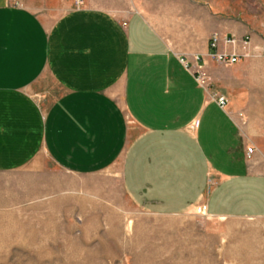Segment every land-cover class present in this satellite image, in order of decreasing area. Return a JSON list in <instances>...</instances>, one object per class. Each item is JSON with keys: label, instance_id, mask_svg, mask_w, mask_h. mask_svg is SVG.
<instances>
[{"label": "crops", "instance_id": "0c3cea01", "mask_svg": "<svg viewBox=\"0 0 264 264\" xmlns=\"http://www.w3.org/2000/svg\"><path fill=\"white\" fill-rule=\"evenodd\" d=\"M76 1L0 0V174L45 158L153 213L264 218V55L208 56L213 34L264 53V0Z\"/></svg>", "mask_w": 264, "mask_h": 264}, {"label": "rangeland", "instance_id": "374dc122", "mask_svg": "<svg viewBox=\"0 0 264 264\" xmlns=\"http://www.w3.org/2000/svg\"><path fill=\"white\" fill-rule=\"evenodd\" d=\"M211 61L213 73L232 65ZM38 162L0 174V264H264V218L157 214L120 174Z\"/></svg>", "mask_w": 264, "mask_h": 264}, {"label": "built area", "instance_id": "2783aa9c", "mask_svg": "<svg viewBox=\"0 0 264 264\" xmlns=\"http://www.w3.org/2000/svg\"><path fill=\"white\" fill-rule=\"evenodd\" d=\"M76 3H79V0L76 1ZM222 42L223 47H219V42ZM211 47L214 48V51L210 52L208 54L210 59H213L214 61L218 63H225V64H234L242 59L251 57V56H261L264 55L260 47L252 45L251 39L249 36L237 38L235 36H224L223 38H220L217 34H213L211 37ZM198 59V57H196ZM182 62H184V65L186 67H189L188 62L184 61V59H181ZM194 79L197 82V84L206 90L209 89V81L204 72L201 71V66L198 65L196 70L194 71ZM211 98L215 101V103L221 108L225 109L227 105V98L223 95H220L218 93H211ZM255 151L254 147H248L246 156L248 158L251 157L252 153ZM198 209L201 213L207 214V210L205 205H199L195 207Z\"/></svg>", "mask_w": 264, "mask_h": 264}]
</instances>
